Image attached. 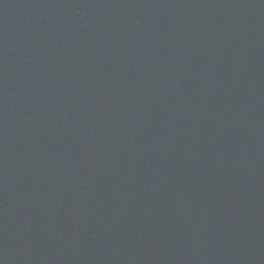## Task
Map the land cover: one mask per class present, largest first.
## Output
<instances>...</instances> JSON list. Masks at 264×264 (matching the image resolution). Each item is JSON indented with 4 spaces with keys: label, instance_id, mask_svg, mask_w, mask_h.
Segmentation results:
<instances>
[{
    "label": "water",
    "instance_id": "95a60500",
    "mask_svg": "<svg viewBox=\"0 0 264 264\" xmlns=\"http://www.w3.org/2000/svg\"><path fill=\"white\" fill-rule=\"evenodd\" d=\"M0 264H264V0H0Z\"/></svg>",
    "mask_w": 264,
    "mask_h": 264
}]
</instances>
